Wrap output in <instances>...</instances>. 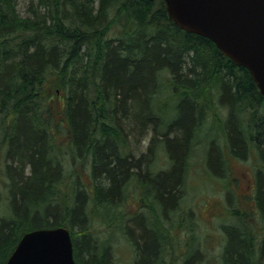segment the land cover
<instances>
[{"label":"trees","instance_id":"obj_1","mask_svg":"<svg viewBox=\"0 0 264 264\" xmlns=\"http://www.w3.org/2000/svg\"><path fill=\"white\" fill-rule=\"evenodd\" d=\"M26 10L0 0V206L10 210L0 216V264L25 233L60 226L77 264H120L119 233L131 264H167L202 143L207 175L222 181L231 160L257 158L247 196L257 224L231 211L240 223L223 225L222 259L264 264V96L249 71L177 26L162 0H31ZM215 130L226 142L225 153L214 142L221 173L207 138ZM159 145L167 168H156ZM138 202L148 215L128 211ZM186 249L180 264L197 263L199 251Z\"/></svg>","mask_w":264,"mask_h":264},{"label":"rangeland","instance_id":"obj_2","mask_svg":"<svg viewBox=\"0 0 264 264\" xmlns=\"http://www.w3.org/2000/svg\"><path fill=\"white\" fill-rule=\"evenodd\" d=\"M18 1L20 12L25 14L27 11L26 8L31 0ZM62 99V96H58L53 103L54 114L62 109ZM217 114L218 118L225 119L228 112L226 108L221 107ZM55 117L58 118V116ZM211 119L215 118L212 116ZM219 136L220 131L218 130L209 133L207 135L208 142L211 144L219 140L217 143H219V147L225 153L226 142L222 138H219ZM59 140L61 141L63 138L59 137ZM217 143L211 146L215 148L210 151L212 152V157L216 158V162L213 161L212 165L215 171L221 173L223 168L219 158ZM148 144L149 141H143L140 148L136 146L134 149L138 148L139 150L136 155L139 156V154L143 153L148 148ZM204 148L205 145L202 143L192 155L193 157L187 176L188 186L186 187L185 202L180 207L181 210L187 209V211L182 220L177 223L174 228L175 230L173 229L171 238L172 246L170 248H175V253H177L178 257L173 256V259L166 257L167 264H180V259L184 257L183 253L187 250V246H190L192 251L198 250L200 252L197 253L196 251V255L199 254L198 264H223L222 253L227 240V234L224 230L225 226L223 225L226 223H240V216L232 215L231 211L244 213L246 215L245 219L253 224H257L258 221L256 220V214L254 213L255 210L252 204L250 205L247 201V196L251 194V190L253 189L254 180L252 175L257 168V158L252 156L247 160L241 161L228 158L231 160L229 163V177L222 181L221 179L207 175L206 172L208 170L204 163ZM157 151L156 168H167L169 161L166 152L160 148V145ZM69 163V159L63 160L65 170L68 168ZM89 180V177L83 173V182H89L90 184ZM227 194L230 195L231 199L228 200L226 198ZM220 205H223L222 214L219 211L221 208ZM148 207L147 203L138 202L134 204V207L128 208V211L133 208L135 210L133 212H137L142 217L148 215ZM9 212L10 210L7 204L0 206L1 217L8 215ZM138 220L141 221V219ZM186 229L190 232L189 235L185 233ZM99 231L105 232V228L101 227ZM114 245L116 247L114 248L113 254L116 260L120 264H131L134 255L133 248L121 233L115 237Z\"/></svg>","mask_w":264,"mask_h":264},{"label":"water","instance_id":"obj_3","mask_svg":"<svg viewBox=\"0 0 264 264\" xmlns=\"http://www.w3.org/2000/svg\"><path fill=\"white\" fill-rule=\"evenodd\" d=\"M181 29L203 36L249 71L264 96V0H163ZM5 264H76L67 227L25 233Z\"/></svg>","mask_w":264,"mask_h":264},{"label":"bare ground","instance_id":"obj_4","mask_svg":"<svg viewBox=\"0 0 264 264\" xmlns=\"http://www.w3.org/2000/svg\"><path fill=\"white\" fill-rule=\"evenodd\" d=\"M163 1V0H162ZM164 2V1H163ZM164 4H165V2H164ZM165 6H166V4H165Z\"/></svg>","mask_w":264,"mask_h":264}]
</instances>
